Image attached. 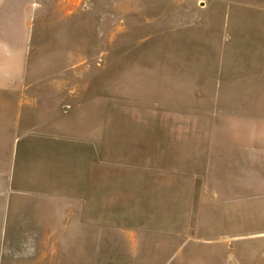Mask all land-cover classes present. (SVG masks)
<instances>
[{
	"label": "rangeland",
	"instance_id": "374dc122",
	"mask_svg": "<svg viewBox=\"0 0 264 264\" xmlns=\"http://www.w3.org/2000/svg\"><path fill=\"white\" fill-rule=\"evenodd\" d=\"M0 190V264H264V0H0Z\"/></svg>",
	"mask_w": 264,
	"mask_h": 264
},
{
	"label": "crops",
	"instance_id": "0c3cea01",
	"mask_svg": "<svg viewBox=\"0 0 264 264\" xmlns=\"http://www.w3.org/2000/svg\"><path fill=\"white\" fill-rule=\"evenodd\" d=\"M0 194H2V193H1V190H0ZM8 194L10 195V192H9V191L7 192V195H6V197H8V196H9ZM6 197H5V199H8V198H6ZM10 198H11V197H10ZM10 198H9V199H10ZM11 199H12V198H11ZM187 244H188V243H187ZM187 246H188V245H187Z\"/></svg>",
	"mask_w": 264,
	"mask_h": 264
}]
</instances>
